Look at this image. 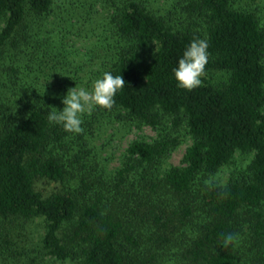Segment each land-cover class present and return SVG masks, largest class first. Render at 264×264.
I'll use <instances>...</instances> for the list:
<instances>
[{
  "label": "trees",
  "instance_id": "trees-1",
  "mask_svg": "<svg viewBox=\"0 0 264 264\" xmlns=\"http://www.w3.org/2000/svg\"><path fill=\"white\" fill-rule=\"evenodd\" d=\"M253 3L0 0V264H264V26ZM69 35L96 39L82 53ZM193 38L210 55L189 91L172 69ZM95 58L90 80L125 81L115 104L85 114L79 133L50 123ZM102 119L156 137L131 141L107 170L87 146ZM185 135L181 164L167 163ZM237 152L252 154L246 168L208 181ZM40 179L61 189L42 196ZM36 218L31 247L21 230Z\"/></svg>",
  "mask_w": 264,
  "mask_h": 264
},
{
  "label": "rangeland",
  "instance_id": "rangeland-1",
  "mask_svg": "<svg viewBox=\"0 0 264 264\" xmlns=\"http://www.w3.org/2000/svg\"><path fill=\"white\" fill-rule=\"evenodd\" d=\"M162 2V1H161ZM251 9L255 12V14L260 18L261 23L264 26V0H254V3ZM3 19H0V29L3 27ZM83 39L79 36L69 35L68 40L72 46L80 52H84V46H87L88 43H93L96 39L94 36L90 39L82 36ZM67 39L65 41H67ZM84 40V41H81ZM93 42H92V41ZM75 56V57H74ZM75 60H78L81 56L72 55ZM18 58V57H17ZM72 59V58H71ZM20 60V58H19ZM82 62L83 59L80 58ZM21 61V60H20ZM98 59L95 58L91 63H85L82 66V70L79 71L78 75L82 77V81L77 87L84 86L86 88L91 86V83L94 81L93 79H89L90 74L89 71H94L98 67ZM17 62V60H16ZM1 65V59H0ZM2 72L0 71V76ZM207 77V76H206ZM213 78L215 80L223 79L221 73H216ZM105 119H102L101 124H94L92 127L93 135L95 136L92 140V143L88 144V148L90 146L95 147V152L100 160L103 162L107 170H112L120 165V159L122 154L128 144L137 139H142L145 141H151L156 137V132L152 130L148 126H140L136 127L134 125H130L128 121H120L114 122L112 124L104 123ZM130 125V126H129ZM182 131V130H181ZM183 133V131L181 132ZM190 144V139L187 135L180 138V143L176 146L169 156L167 157V163L171 165H180L181 159L185 152L186 147ZM90 145V146H89ZM251 153H240L237 152L234 154L230 162L225 165L219 172L210 177L208 181L215 182L217 184H223L225 181L231 177L235 176L238 173H241L245 168L248 162L251 160ZM34 189L38 191L42 196H47L53 192L59 191L61 186L58 183L50 182L44 179L37 180L34 183ZM264 208V206H263ZM42 220L36 218L28 223H25L23 230H21V239L25 238L26 245H30L31 247L37 244L38 237L42 234L43 228ZM21 244V242H20ZM39 264H76L71 261H65L61 263L60 261H55L53 258L49 256L44 257V260L39 262Z\"/></svg>",
  "mask_w": 264,
  "mask_h": 264
},
{
  "label": "clouds",
  "instance_id": "clouds-1",
  "mask_svg": "<svg viewBox=\"0 0 264 264\" xmlns=\"http://www.w3.org/2000/svg\"><path fill=\"white\" fill-rule=\"evenodd\" d=\"M208 49L209 43L206 38H193L189 41L177 65L172 69L179 88L190 91L202 85L210 55ZM124 85L122 75H113L110 71L103 72L88 88L77 87L75 84L60 98L62 108L58 110L51 107L47 120L61 125L68 132L79 133L82 131L83 116L90 114L97 107L110 109L115 104L116 94ZM232 239V235L228 234L224 238V244L227 245Z\"/></svg>",
  "mask_w": 264,
  "mask_h": 264
}]
</instances>
